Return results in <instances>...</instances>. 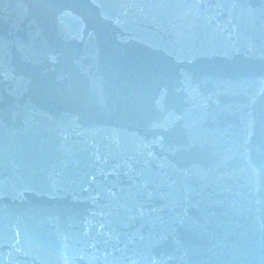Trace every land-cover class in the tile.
Segmentation results:
<instances>
[{
    "label": "water",
    "instance_id": "95a60500",
    "mask_svg": "<svg viewBox=\"0 0 264 264\" xmlns=\"http://www.w3.org/2000/svg\"><path fill=\"white\" fill-rule=\"evenodd\" d=\"M0 264H264V0H0Z\"/></svg>",
    "mask_w": 264,
    "mask_h": 264
}]
</instances>
